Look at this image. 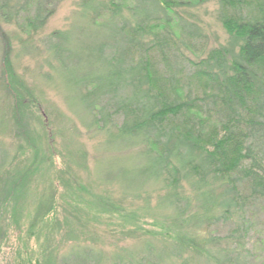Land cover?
Instances as JSON below:
<instances>
[{
    "label": "rangeland",
    "instance_id": "374dc122",
    "mask_svg": "<svg viewBox=\"0 0 264 264\" xmlns=\"http://www.w3.org/2000/svg\"><path fill=\"white\" fill-rule=\"evenodd\" d=\"M84 1L89 0L61 2L32 47L26 48L17 30L6 28L15 73L39 98L40 113L17 114L5 84L0 40V166L6 159L5 174L0 175V208L10 197L4 181L12 183L20 172L32 169L14 188L13 205L4 204L15 217L4 221L6 217L0 216V264H27L30 259L42 264H264V200L226 207L227 186L211 179L217 199L204 202L197 186L185 179L187 169L178 174L166 171L161 180L146 181V146H127L111 132L92 127L94 117L83 106L82 92L72 89L71 83L78 79L83 85L108 72L110 49L99 52L98 45L117 46L111 38L116 27L95 26ZM153 1L119 0V17L128 27L134 26L135 8L142 2L155 11L153 19L159 25H171V34L163 32L169 40L157 53L163 54L164 72L174 74L187 90L198 87L191 78L194 62L214 49L238 52L220 21L230 12L223 9V0H167V10ZM110 20L105 13L98 23ZM56 31L71 38L63 67L48 64L55 59L48 45ZM263 154L261 142L257 156L264 162ZM172 180H180L176 191L167 186ZM56 185V215L34 236L30 224ZM179 236L196 240L200 254L181 250Z\"/></svg>",
    "mask_w": 264,
    "mask_h": 264
},
{
    "label": "trees",
    "instance_id": "16d2710c",
    "mask_svg": "<svg viewBox=\"0 0 264 264\" xmlns=\"http://www.w3.org/2000/svg\"><path fill=\"white\" fill-rule=\"evenodd\" d=\"M63 1L0 0L4 79L17 114L29 111L28 116L30 110L40 113L42 104L15 73L11 36L6 28L17 30L26 48L32 47L33 39ZM153 4L168 9L167 0H154ZM222 4L223 9L230 12L221 15L220 21L239 50L229 53L214 49L200 62H194L191 78L198 87L187 90L174 74L164 72L167 67L160 58L163 54L160 52L158 57L157 53L159 46L169 40L170 36L163 32L171 34V25L165 28L159 25L157 19H153L155 11L147 10L146 3L140 2L135 8L136 23L128 27L119 17L122 7L119 0H110L108 4L84 1L83 7H89L92 12L89 17L95 26L116 27L111 38L117 46L107 42L98 45L99 52L110 49L105 66L109 75L94 76L83 85L77 79L71 83V88L82 92L83 106L94 117L92 127L100 132H111L114 139L127 146H146L149 150L146 156L149 165L143 167L146 181H153L154 177L161 180L166 171L174 170L178 174L187 169L185 179L190 178L193 186H197V194L204 202L217 199L211 191V179L226 185L225 195L229 199H225V206L229 207V203L264 200V162L257 156L264 142V1L223 0ZM105 13L111 15V20L98 23ZM49 40L48 50L55 59L48 64L63 67V56L70 53L71 38L65 31H56ZM16 122L24 126L23 120L17 117ZM43 124L47 127L46 121ZM52 145L49 151L54 154ZM4 166L6 159L0 166V175L5 174ZM28 170L32 169L20 172L19 179L12 183L4 181L10 194L5 197L9 207L13 205L14 188L22 175L30 174ZM179 185L180 180L167 182L174 191ZM58 195L56 185L48 201L39 205L30 224L34 236L42 225L52 223ZM4 204L0 216L6 217L4 221L13 220L15 216H10ZM177 240L181 241V250L200 252L196 240L180 236ZM27 264L42 263L39 259H30Z\"/></svg>",
    "mask_w": 264,
    "mask_h": 264
}]
</instances>
